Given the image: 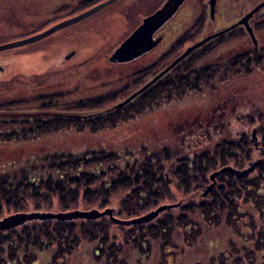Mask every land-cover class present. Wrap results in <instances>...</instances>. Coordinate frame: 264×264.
I'll return each mask as SVG.
<instances>
[{
	"label": "trees",
	"instance_id": "obj_1",
	"mask_svg": "<svg viewBox=\"0 0 264 264\" xmlns=\"http://www.w3.org/2000/svg\"><path fill=\"white\" fill-rule=\"evenodd\" d=\"M81 2L84 7H90L102 0ZM254 27L264 30V19L256 21ZM191 34V31L184 33L178 46L190 40ZM235 36L238 34L232 30L215 37L199 52L182 60L180 67L118 109L107 107L116 102L114 94L74 102L64 100V92L59 91L0 99V219L14 212L46 211L51 207H59L61 211L105 209L118 194L121 205L115 214L120 218H134L166 201L179 203L177 208L166 210L162 218L128 227L136 231L133 235L138 232L137 240L129 232L118 239L112 229L114 223L107 216L80 221L37 220L19 228L0 230V264H61L85 245L92 248L81 256L76 255L79 262L87 257L100 264H134L135 261L139 264H264V164L241 178L232 172L222 173L207 200L202 201L201 197L211 182L212 171L229 164L240 169L256 158L257 152L250 147L245 133L234 137L225 132L223 122H218L211 130L202 129L206 131L203 138L207 147L200 148V139L196 145L200 149L189 155L173 150L161 139L139 142L120 138L114 142L101 138L91 139L87 144L76 140L72 146L60 144L44 147L42 151L38 148L46 142L44 139L57 132L97 137L123 129L159 108L165 100L176 104L192 99L197 105L201 101L195 100L194 94L200 92L202 98L209 100L215 91L220 93L215 80L221 73L216 70L226 73L229 66L236 69L244 64L247 74L264 63V52L259 53L255 48L233 55L225 69L221 64L218 68L215 64L198 63L202 55ZM175 49L176 45L172 51ZM168 55H163L161 60ZM161 60L157 61L158 65ZM155 67L156 63L140 70L143 74L140 81H145V71H153ZM219 78L224 80L223 76ZM206 85L210 89L203 91ZM224 96L231 97L227 93ZM27 104H33L28 109L34 110L37 105L54 111L67 104L68 110L78 111L39 116L20 110ZM85 109L93 111L84 114ZM250 112L254 116L251 114L249 125L262 122L264 147V110L253 106ZM219 134L225 139L219 138ZM166 174H170L171 183ZM197 248L207 249V257L187 260Z\"/></svg>",
	"mask_w": 264,
	"mask_h": 264
},
{
	"label": "rangeland",
	"instance_id": "obj_2",
	"mask_svg": "<svg viewBox=\"0 0 264 264\" xmlns=\"http://www.w3.org/2000/svg\"><path fill=\"white\" fill-rule=\"evenodd\" d=\"M166 1L120 0L113 3V5L103 8L98 13L92 15V17L50 34L49 37L28 43V45L8 48L2 56L3 58H7L9 55L7 64L3 63L7 72L5 75H0V99L9 97L18 98L19 96H29L31 94L35 95L41 91H59L64 92V100L74 102L85 98H93L98 95L114 94L117 98L116 102L107 106L108 108H114L119 102L126 100L129 95H132L144 85L148 84L154 76L168 67L170 62L179 57L185 49L200 41L204 36L233 25L246 12L264 0H219L216 6L215 19L212 20L208 5L209 0H186L179 8V11L162 27L161 34L163 35V40L160 41L157 47L138 56L134 60H129V65L125 64L126 62L114 63L110 61L111 54L143 22V18L157 11V8ZM91 6L84 7L81 0H0V33L3 32V35L9 36V40L20 39L21 34H26V37H28L44 31L61 20L78 15L82 11L91 8ZM256 14L258 13H255L254 17L250 20V24L251 22L254 24L259 19H264V15L257 17ZM202 20H204V26L202 25ZM8 25L16 27L9 28ZM188 31L192 33L189 37L191 39L178 46V40ZM233 31L238 36H235L229 41H224L217 49L215 48L212 52L208 51L206 55H202L198 63L215 64L218 68L221 64L224 67L223 69H225V66H229L230 62L228 60L233 58V55L237 51L255 48L259 53L264 52V30H254L255 38L258 40L256 45L253 43L246 27L238 25L234 27ZM241 32H245V35L240 36ZM175 45L176 49L172 51ZM200 48L194 50L192 53L199 52ZM73 50H76V53L72 55V58L66 59L65 55L71 53ZM4 54L8 55L6 56ZM163 55H168V57L161 60ZM159 60L161 62L158 65L157 61ZM181 62L174 68L177 66L180 67ZM154 63H156L157 67L153 71H145L146 73L144 74L147 75L145 81L144 79L140 81L143 78V74H140L141 72L139 71L148 69ZM244 68L243 64L241 68L236 69H231L229 66L227 68L229 71L226 73L225 70H216L221 73L215 80V83L219 86L220 93L219 91H215L213 93L214 95L212 94L211 98L207 101L202 98L201 92L193 93L194 96L197 95L195 100L201 101L197 105H194L192 99L189 101H176V104L168 102L169 105L167 103L169 100H165L166 103L163 105L161 103L159 108L156 107L154 111L152 110L150 113L140 116L136 121L123 126V129L119 128L108 134L102 133L97 137L78 135L80 133H65L61 135V133L57 132L54 136L44 139L46 142L43 143V146H38V148L42 151L44 147L48 146L51 148L60 144L72 146V144L76 145L74 143L76 140L84 141L83 143L87 144V141L91 139L98 141L101 138L106 140L108 138L113 139L114 142L120 138H126L127 141L129 138L133 139L131 141L136 139L139 142L141 140L156 142L161 139L170 144L173 150L183 151V153L189 155L190 152L196 149L207 147L206 138H203L206 128H209L207 130H211L218 122H223L226 125L225 132L228 134L239 137L241 133H245L249 137L251 142L250 147H254L257 154L254 156L256 158H251L243 168L248 167L252 161L264 158V147L262 146L263 136L261 135L262 122L249 125L251 114L254 116L250 112L251 107L258 106L261 108V111L264 110V63L262 66H257L255 69L250 70L251 73L246 74V72L239 71ZM236 73L239 76H235ZM219 76H223L224 80L219 78ZM156 82L149 85V88L146 90L150 89ZM210 83L213 84L212 81ZM209 89L206 85L203 91H208ZM226 93L233 94V99L228 97L225 99L224 95ZM63 99L60 103L63 102ZM239 99L244 101L240 102ZM242 103H245V105L243 106ZM31 105L33 104L22 105L23 109L20 110H25L28 113L35 112L39 116H53L56 114V111H78L68 110L67 108L69 107L67 104L66 106L61 105L63 108L65 107L64 109L60 107L56 111H54V108L40 109L37 105L34 110L32 108L28 109ZM90 111L93 110L85 109L84 114ZM219 116L222 117L219 118ZM255 128H258V132L256 133V136H258V146H255V142L252 141V132ZM202 129L204 130L202 131ZM169 137L172 140L167 141L166 138ZM219 138H222V134H219ZM219 138L217 140H220ZM200 139H202V143L200 144L202 147L197 148L196 145L200 142ZM222 139L225 138L223 137ZM172 141L175 142L173 143ZM190 146L194 147L190 148ZM263 164H259L253 172L257 171ZM218 169L209 174V181H211L210 175ZM166 177L168 183H171V179L169 180L171 178L170 174H166ZM211 183L212 181L208 185ZM174 188L175 186H173ZM211 191L209 194H211ZM209 194L203 196L202 193V201H206ZM119 195L118 197H114L111 204L105 209L112 207L115 210L119 209L121 205ZM166 203L172 204L174 202L166 201L158 204L155 208ZM58 208L51 207L49 210H46L52 212L62 210ZM155 208H151L147 212L155 210ZM97 209L100 211L104 210L102 208ZM164 213H160L158 215L159 218H162L165 215ZM115 216L117 215L115 214ZM107 218L109 219L108 216ZM47 220L40 221L46 222ZM80 220L85 219H75V221ZM30 222L34 221H28L27 223ZM113 223L112 229L118 239H122L126 232H129V236H132L136 232L128 229V227L134 225ZM22 226H18V228ZM132 237L136 239L138 232ZM90 248H92L91 245H85L80 249H76L74 254H71L69 259H63L61 264H96V262L100 264L98 261L94 262L87 257L81 262L77 261V256H81L84 251ZM204 256L207 257V249L204 251L203 248H197L193 256L187 260L192 257L201 258ZM135 263L139 264L138 261H135ZM142 264L145 263L143 262Z\"/></svg>",
	"mask_w": 264,
	"mask_h": 264
},
{
	"label": "water",
	"instance_id": "obj_3",
	"mask_svg": "<svg viewBox=\"0 0 264 264\" xmlns=\"http://www.w3.org/2000/svg\"><path fill=\"white\" fill-rule=\"evenodd\" d=\"M120 0H102V2L91 6V8L82 11L80 14L71 16L68 19L61 20L60 22L53 24L49 28L44 31L38 32V34H34L28 36V38L20 39L14 42H8L6 44L0 45V50H6V48L17 47L20 45H27L28 43H33L39 41V39L49 37L50 34H53L60 29L69 27L75 23L81 22V20L92 17V15L98 13L103 8H106L113 3L118 2ZM186 0H167L163 5L157 8V11L154 13L147 15L143 18V22L136 27L133 33L126 38V40L122 41L120 45L115 49V51L111 54L110 61L116 62H127L129 60H134L138 56L147 53L149 50L157 47L160 43L162 37H158V39L154 40V35L158 32V29L163 27L166 23H168L169 19L172 18L178 11L181 5ZM219 0H209L208 5L210 7V18L215 19V13L217 10V3ZM264 8V1L256 4V6L250 11L246 12L244 16L233 25L228 27H224L222 30L212 32V34H208L204 36L200 41L192 44L190 47L185 49L183 53L177 58H175L170 65L163 70L160 71L154 78H152L148 84L144 85L137 92L129 95L128 98L124 101L119 102L114 108L118 109L120 107L128 104L129 101L134 99L139 93L143 92L149 85L156 82L160 79V77L166 75L172 68L176 65L180 64V62L191 55L194 50L202 47L206 43L213 40L215 37L222 36L224 33L233 30L235 26L242 25L247 28V31L250 37L253 40V43L256 45L258 42L257 38H255L254 29L250 24V20L254 17L255 13L259 12ZM76 53V50H73L71 53L66 55V59L72 58V55ZM258 132V128H255L252 132V141L255 142V146H258V136L256 133ZM259 148V147H257ZM264 163V158L256 161H252L248 167L237 169L232 165H226L219 168L217 171L213 172L210 175L211 184L207 186V188L203 191V196H207L211 190L217 184V178L219 175L225 172H232L236 177L241 178L243 176H249L259 164ZM179 203H166L160 205L155 208V210H151L149 212L144 213L143 215L135 216L134 218L126 219V218H118L115 216V209L107 208L104 210H99L97 208H91L90 210L84 209H76V210H68V211H25V212H14L13 214L5 215L0 219V230L4 231L5 229H14L15 227L25 225L28 221H36V220H47V219H56V220H75V219H99L103 215H107L109 219H111L116 224H125V225H134L136 224H145L154 221L158 215L162 212H165L168 209L177 208Z\"/></svg>",
	"mask_w": 264,
	"mask_h": 264
},
{
	"label": "flooded vegetation",
	"instance_id": "obj_4",
	"mask_svg": "<svg viewBox=\"0 0 264 264\" xmlns=\"http://www.w3.org/2000/svg\"><path fill=\"white\" fill-rule=\"evenodd\" d=\"M258 14H256V16L257 17H259V16H262V15H264V8L263 9H261L259 12H257ZM1 25H3L2 23H1ZM9 26V25H8ZM7 26V27H8ZM251 26L253 27V29L255 30V23L254 24H252V22H251ZM13 27H16V26H9V28H13ZM161 30H162V27L160 28V29H158V32L154 35V40H156V39H158V37H162V39H161V41L163 40V35L161 34ZM1 35H0V45H2V44H6L8 41H12V42H14V41H17V40H20V39H25V38H28V37H26L27 35L26 34H21V36H20V39H17V40H14V39H10L9 40V36H6V35H3V32L2 33H0ZM9 35V34H8ZM44 39V38H43ZM28 45V44H27ZM21 46V45H20ZM13 48V47H12ZM6 50H8V48H6ZM6 50H0V75H5V73L7 72V70L5 69V66H4V64L3 63H6L7 64V58L9 57V55L7 56L6 54H4V55H6L7 56V58H3L2 56H3V53H5V51ZM243 52V50L242 51H237L235 54H238V53H242ZM234 54V55H235ZM65 57H66V55H65ZM130 61H127L125 64H130L129 63ZM118 65V64H117ZM245 68L244 69H241V70H239V71H243L244 73H245ZM238 94V93H237ZM231 95V99H233V97H234V95L233 94H230ZM239 95V94H238ZM240 100V102H243L244 100H242V99H239ZM222 115V114H221ZM222 116H224V115H222ZM222 116H219V118H221ZM218 118V119H219Z\"/></svg>",
	"mask_w": 264,
	"mask_h": 264
},
{
	"label": "bare ground",
	"instance_id": "obj_5",
	"mask_svg": "<svg viewBox=\"0 0 264 264\" xmlns=\"http://www.w3.org/2000/svg\"><path fill=\"white\" fill-rule=\"evenodd\" d=\"M112 221V220H111Z\"/></svg>",
	"mask_w": 264,
	"mask_h": 264
}]
</instances>
